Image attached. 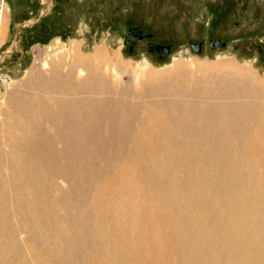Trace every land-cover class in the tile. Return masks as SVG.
<instances>
[{
	"label": "bare ground",
	"instance_id": "bare-ground-1",
	"mask_svg": "<svg viewBox=\"0 0 264 264\" xmlns=\"http://www.w3.org/2000/svg\"><path fill=\"white\" fill-rule=\"evenodd\" d=\"M84 49L0 72V264H264V78Z\"/></svg>",
	"mask_w": 264,
	"mask_h": 264
},
{
	"label": "rangeland",
	"instance_id": "rangeland-1",
	"mask_svg": "<svg viewBox=\"0 0 264 264\" xmlns=\"http://www.w3.org/2000/svg\"><path fill=\"white\" fill-rule=\"evenodd\" d=\"M0 26V72L14 82L78 42L87 53L121 50L125 62L158 73L177 61L231 60L264 78V0H0ZM132 32L144 39L128 43ZM212 41L227 46L212 50Z\"/></svg>",
	"mask_w": 264,
	"mask_h": 264
},
{
	"label": "water",
	"instance_id": "water-1",
	"mask_svg": "<svg viewBox=\"0 0 264 264\" xmlns=\"http://www.w3.org/2000/svg\"><path fill=\"white\" fill-rule=\"evenodd\" d=\"M143 37L144 36L142 35V33L130 34V35H128L127 40L128 41H131V40H141V39H143ZM226 46H227V43L221 42V41H212L210 43V48L212 50H217L219 48H225ZM192 48H193V50L195 52H200L201 51V43H196L195 45L192 46ZM159 50H160V48H158V51ZM168 50H169L168 48H165L164 49V52L167 53Z\"/></svg>",
	"mask_w": 264,
	"mask_h": 264
},
{
	"label": "flooded vegetation",
	"instance_id": "flooded-vegetation-1",
	"mask_svg": "<svg viewBox=\"0 0 264 264\" xmlns=\"http://www.w3.org/2000/svg\"><path fill=\"white\" fill-rule=\"evenodd\" d=\"M51 6H53V4L51 5ZM52 7H50V9H51ZM49 8H48V10H50ZM138 33H140V32H138ZM130 34H137L136 32L135 33H129L128 35H130ZM144 39V38H143ZM128 43H130V41H128ZM201 48H202V45H201ZM161 49V48H160ZM121 55H122V53H121Z\"/></svg>",
	"mask_w": 264,
	"mask_h": 264
}]
</instances>
